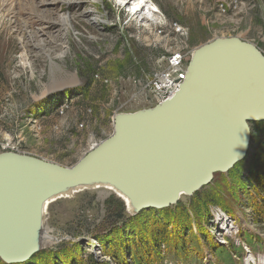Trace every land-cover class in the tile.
Masks as SVG:
<instances>
[{
	"label": "rangeland",
	"instance_id": "374dc122",
	"mask_svg": "<svg viewBox=\"0 0 264 264\" xmlns=\"http://www.w3.org/2000/svg\"><path fill=\"white\" fill-rule=\"evenodd\" d=\"M127 2L0 0V153L71 168L118 114L158 105L153 79L174 53L188 66L238 37L264 55V0ZM251 129L246 160L167 209L132 213L100 186L52 201L55 241L22 264H264V123Z\"/></svg>",
	"mask_w": 264,
	"mask_h": 264
},
{
	"label": "water",
	"instance_id": "95a60500",
	"mask_svg": "<svg viewBox=\"0 0 264 264\" xmlns=\"http://www.w3.org/2000/svg\"><path fill=\"white\" fill-rule=\"evenodd\" d=\"M252 123H264V55L217 38L194 52L172 99L118 114L113 134L75 166L0 153V259L22 264L39 252L43 206L68 189L112 185L136 213L177 204L246 160Z\"/></svg>",
	"mask_w": 264,
	"mask_h": 264
},
{
	"label": "built area",
	"instance_id": "2783aa9c",
	"mask_svg": "<svg viewBox=\"0 0 264 264\" xmlns=\"http://www.w3.org/2000/svg\"><path fill=\"white\" fill-rule=\"evenodd\" d=\"M187 57L182 53H174L168 58L166 70L156 74L153 79L154 94L159 98L158 104L166 102L174 97L181 88L186 79L188 66H185L184 60ZM97 144L93 145L94 147ZM92 146V147H93ZM91 147V148H92Z\"/></svg>",
	"mask_w": 264,
	"mask_h": 264
},
{
	"label": "bare ground",
	"instance_id": "6f19581e",
	"mask_svg": "<svg viewBox=\"0 0 264 264\" xmlns=\"http://www.w3.org/2000/svg\"><path fill=\"white\" fill-rule=\"evenodd\" d=\"M135 0H128L127 4H130L131 2H134ZM31 9V8H30ZM139 14V12L135 13V17ZM28 29V24H27V28ZM25 31V34L27 35V39L26 40H32L34 38V36L32 37V35H36L35 32L34 33H31V32H27L26 30ZM25 39H24V43H25ZM29 43V42H28ZM26 44V43H25ZM39 46V45H38ZM43 49V47H42ZM102 187L104 189L102 190H99L97 187ZM84 188H91V190H99L100 193H105L108 195V193L110 194L112 191L113 192H116L118 194H121V196H123V199L126 200V203H127V206L129 208V211L132 212V213H135V209L133 207V205L131 204V201L130 199L125 196L120 190H118L116 187L112 186V185H109V184H92V185H86V186H79V187H75V188H72V189H68L64 192H62L61 194L51 198L50 200H48L47 202H45L44 206H43V219H42V225H41V228H40V231H39V243H40V249L41 247H45V246H48L50 244H53V242L55 241L54 238L52 237L50 231H47L44 233V222H45V214H46V209H47V206L54 200L60 198V197H71L73 195V192H75L76 190H79V189H84ZM112 190V191H111ZM186 195H189L190 194H187L186 192H182L180 194V197H179V200L186 196ZM43 241V243H42Z\"/></svg>",
	"mask_w": 264,
	"mask_h": 264
}]
</instances>
